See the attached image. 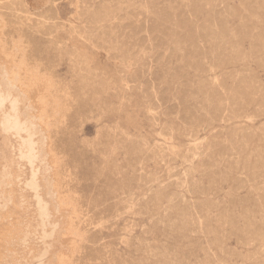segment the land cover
I'll use <instances>...</instances> for the list:
<instances>
[{"label": "rangeland", "instance_id": "rangeland-1", "mask_svg": "<svg viewBox=\"0 0 264 264\" xmlns=\"http://www.w3.org/2000/svg\"><path fill=\"white\" fill-rule=\"evenodd\" d=\"M0 85V264H264V0H0Z\"/></svg>", "mask_w": 264, "mask_h": 264}, {"label": "bare ground", "instance_id": "bare-ground-1", "mask_svg": "<svg viewBox=\"0 0 264 264\" xmlns=\"http://www.w3.org/2000/svg\"><path fill=\"white\" fill-rule=\"evenodd\" d=\"M4 72H5V71H4ZM4 74H5V73H4ZM4 79H5V77H4ZM4 79H3V80H4ZM4 83H5V81H4ZM9 83H10V82H9ZM9 83H8V84H9ZM0 86H1V85H0ZM5 86H6V85H5ZM1 87H2V86H1ZM7 87H8V86H7ZM4 89H5V88H4ZM13 90H14V89H13ZM3 93H4V92H3ZM5 93H7V92H5ZM11 93H12V92H11ZM13 95H14V94H13ZM4 96H5V95H3V97H4ZM10 96H11V95H10ZM21 96H22V95H21ZM5 97H6V96H5ZM0 99H1V98H0ZM12 100H13V99H12ZM2 101H3V100H2ZM15 103H18V102H15ZM15 105H17V104H15ZM33 109H34V108H33ZM33 109H32V110H33ZM30 110H31V109H30ZM16 114H17V113H16ZM19 117H21V116H19ZM9 118H10V116L7 115V116H6V119L8 120ZM6 119H5V120H6ZM19 119H20V118H18L17 120H19ZM25 119H26V118H25ZM38 119H39V118H38ZM22 122H23V121H22ZM24 122H26V121H24ZM24 122H23V123H24ZM7 123H8V121H7ZM8 124H9V123H8ZM25 124H27V123H25ZM5 125H6V124H5ZM19 125H20V124H19ZM12 126L14 127V125H12ZM21 126H22V124H21ZM32 126H33V125H32ZM17 127H18V126H17ZM15 129H16V128H15ZM18 129H19V128H18ZM16 130H17V129H16ZM43 136H44V135H43ZM43 138H44V137H43ZM45 139H46V138H45ZM45 139H44V140H45ZM28 141H29V140H28ZM28 141H27V142H28ZM28 143H29V142H28ZM23 145H24V144H23ZM42 146H44V145H42ZM29 147H30V146H29ZM27 148H28V147H27ZM33 148H34V147H33ZM33 148H32V149L30 148V150H33ZM22 149H23V147H22ZM28 149H29V148H28ZM30 150H29V151H30ZM23 151H24V150H23ZM31 152H32V151H31ZM22 156H23V155H22ZM25 156H26V155H25ZM27 156H28V155H27ZM31 157H32V156H31ZM19 158H20V157H19ZM27 158H28V157H27ZM36 158H37V157H36ZM25 159H26V158H25ZM30 159H31V158H29V160H30ZM32 160H33V159H32ZM32 163H33V162H32ZM32 168H33V167H32ZM36 172H37V171H36ZM30 174H31V173H30ZM35 174H36V173H35ZM30 176H32V175H30ZM30 178H31V177H30ZM34 178H35V177H34ZM34 183H35V182H34ZM34 183H33V184H34ZM33 186H34V185H33ZM11 187H13L12 184H10V190L12 189ZM35 187H36V185H35ZM47 187H48V186H47ZM31 189H32V188H31ZM34 192H35V191H34ZM12 193H14V192L9 191V192H7V195H9L10 197H11V196H14ZM35 193H36V192H35ZM34 195H35V194H34ZM36 195H37V194H36ZM35 197H36V196H35ZM38 200H39V199H38ZM53 201H54V200H53ZM41 203H42V202H41ZM37 204H38V202H37ZM54 207H55V206H54ZM56 210H58V209H56ZM59 218H60V217H59ZM19 235H20V234H19ZM16 236H17V233L14 235V239H12V238H13V235H11V236H8V235H7V237H5L4 243H5L6 245H10L12 242H15V241H16L15 238L18 239V237H16ZM28 236H29V234H25V235H24V238H25V239L30 238V237H28ZM47 236H48V235H47ZM48 237H49V236H48ZM48 248H49V247H48ZM50 249H51V248H50ZM46 253H47V252H46ZM26 262H27V261H26ZM27 264H28V263H27Z\"/></svg>", "mask_w": 264, "mask_h": 264}]
</instances>
